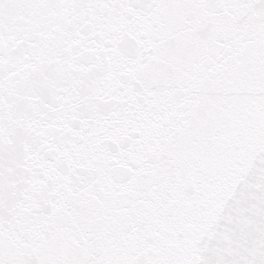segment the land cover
<instances>
[{
  "label": "snow or ice",
  "instance_id": "snow-or-ice-1",
  "mask_svg": "<svg viewBox=\"0 0 264 264\" xmlns=\"http://www.w3.org/2000/svg\"><path fill=\"white\" fill-rule=\"evenodd\" d=\"M0 264H264V0H0Z\"/></svg>",
  "mask_w": 264,
  "mask_h": 264
}]
</instances>
